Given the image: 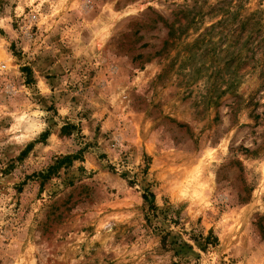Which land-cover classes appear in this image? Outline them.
Returning <instances> with one entry per match:
<instances>
[{
    "label": "rangeland",
    "instance_id": "rangeland-1",
    "mask_svg": "<svg viewBox=\"0 0 264 264\" xmlns=\"http://www.w3.org/2000/svg\"><path fill=\"white\" fill-rule=\"evenodd\" d=\"M0 264H264V0H0Z\"/></svg>",
    "mask_w": 264,
    "mask_h": 264
},
{
    "label": "trees",
    "instance_id": "trees-1",
    "mask_svg": "<svg viewBox=\"0 0 264 264\" xmlns=\"http://www.w3.org/2000/svg\"><path fill=\"white\" fill-rule=\"evenodd\" d=\"M68 127L67 126H65V127H63L62 129H61V133L63 134V132H64V130H66ZM46 135L45 134H43L42 136H41V138H40V140H41V142L44 140V139H46ZM29 147L30 146H27L26 148H25V150L21 153V156H24V154L29 150ZM75 157L73 156V157H68V158H64V159H62V161H56L55 162V164L53 165V166H51V167H48V169L46 170V172H45V177L44 178H47L48 177V175L50 174V173H52L54 170H56V169H58V168H60V167H62L63 165H65L66 164V166H69L70 164H71V160L72 159H74ZM42 176H44V174H42ZM39 177H40V175H39ZM40 178H42V177H40ZM143 199H146V197H143Z\"/></svg>",
    "mask_w": 264,
    "mask_h": 264
}]
</instances>
